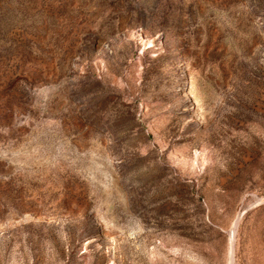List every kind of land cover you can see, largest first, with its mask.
<instances>
[{"label":"rangeland","instance_id":"1","mask_svg":"<svg viewBox=\"0 0 264 264\" xmlns=\"http://www.w3.org/2000/svg\"><path fill=\"white\" fill-rule=\"evenodd\" d=\"M231 263L264 264V0H0V264Z\"/></svg>","mask_w":264,"mask_h":264},{"label":"bare ground","instance_id":"2","mask_svg":"<svg viewBox=\"0 0 264 264\" xmlns=\"http://www.w3.org/2000/svg\"><path fill=\"white\" fill-rule=\"evenodd\" d=\"M235 228V227H234ZM232 246V245H231ZM231 248H233V246L231 247ZM232 257V256H231ZM232 264V263H231Z\"/></svg>","mask_w":264,"mask_h":264}]
</instances>
